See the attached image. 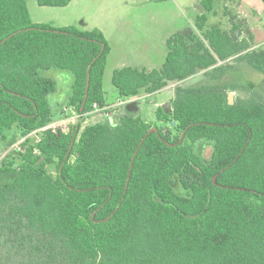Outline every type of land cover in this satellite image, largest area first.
<instances>
[{
	"label": "trees",
	"instance_id": "1",
	"mask_svg": "<svg viewBox=\"0 0 264 264\" xmlns=\"http://www.w3.org/2000/svg\"><path fill=\"white\" fill-rule=\"evenodd\" d=\"M219 1L201 0L194 26L169 36L161 67L113 72L121 99L177 83L170 113L83 126L95 105H110L104 32L35 22L27 0H0V144L48 126L0 162V264H264V97L228 83L240 64L264 73V45L233 40L244 29L234 14L230 30L210 23ZM53 68L74 76L79 123L50 125L57 85L42 71ZM200 72L209 81L183 83Z\"/></svg>",
	"mask_w": 264,
	"mask_h": 264
},
{
	"label": "rangeland",
	"instance_id": "2",
	"mask_svg": "<svg viewBox=\"0 0 264 264\" xmlns=\"http://www.w3.org/2000/svg\"><path fill=\"white\" fill-rule=\"evenodd\" d=\"M200 0H73L68 6H41L37 0H27L31 17L36 22L50 23L54 26L74 24L81 29L98 27L104 30L113 44V52L109 58L104 74V89L109 103L116 102L118 91L112 83L113 70L120 64H141L147 66L155 63L163 64L167 52V39L171 34L183 30L195 23L196 16L201 13L196 9ZM235 15V23L244 24L242 37L253 36L252 45H264V0H220L216 4L215 12L209 13L210 23H219L223 28L231 29L234 23L231 15ZM140 66V65H139ZM52 70V71H51ZM42 74L50 76L56 81V90L49 94L48 99L52 107L53 121L59 118L60 108L67 104V91L74 76L64 69L43 70ZM229 82L249 84L255 86V91L264 97V73L248 64H240L237 71H231ZM209 81L205 76H198L193 80H186L188 86H199ZM234 97H247L251 89L230 90ZM175 95V88L171 85L154 93L142 92L139 96L126 104L128 107L112 106L110 112L104 116L91 117L87 115L82 121L86 126L97 122L107 121L112 117L118 121L122 112H128L154 122L157 119L156 111L159 106L169 101ZM111 105V104H110ZM100 109L99 113H102ZM97 113V114H99ZM120 113V114H119ZM95 116V115H94ZM204 147V156L209 158L212 148L209 143ZM9 146V145H8ZM0 144V150L8 147ZM2 160L0 154V162ZM178 176L172 178L175 188L185 195L190 190L180 186Z\"/></svg>",
	"mask_w": 264,
	"mask_h": 264
},
{
	"label": "crops",
	"instance_id": "3",
	"mask_svg": "<svg viewBox=\"0 0 264 264\" xmlns=\"http://www.w3.org/2000/svg\"><path fill=\"white\" fill-rule=\"evenodd\" d=\"M73 1V0H72ZM71 1V2H72ZM71 2L69 3V4H71ZM200 2H201V0H200ZM68 4V5H69ZM67 5V6H68ZM66 7V6H65ZM197 17V16H196ZM36 22V21H35ZM194 21H191L190 22V25L189 26H194V24L195 23H193ZM188 26V27H189ZM225 30H228V29H226V28H224ZM230 30V29H229ZM103 32H104V34H105V36H106V38H107V40H108V42H109V44H110V47H111V51H110V53H109V56H108V60H107V66H108V61H109V58H110V56H111V54H112V52H113V44L110 42V40H109V37H108V35L106 34V32L104 31V30H102ZM255 47H259V46H255ZM166 55H167V52H166ZM166 55H165V58H166ZM164 61H165V59H164ZM164 63V62H163ZM121 66H116L115 68H114V70L115 69H117V68H121V67H124V66H135V67H147V66H143V65H141V64H134V65H128V64H120ZM140 65V66H139ZM107 66H106V68H107ZM162 65H160V66H157L155 63H150L149 65H148V67L147 68H149V69H152V68H158V67H161ZM114 70H113V72H114ZM52 71V70H51ZM203 73L204 72H200V73H198V74H196V75H194V76H192V77H190V78H188L187 80H193L194 78H196V77H198V76H204L203 75ZM207 78V77H206ZM73 81H74V79H72V81H71V84L69 85V91H67V104H66V106L63 104L62 105V108H60V114H59V118L57 119V120H55V122L53 121V123H60L61 125H63V126H67L68 124H70V122H73V114H72V112H68V111H66L65 110V107H67V105H68V100H69V97H70V94H71V88H72V84H73ZM186 82V80L183 82V83H185ZM179 83V82H178ZM169 85H171V86H173L174 88L176 87V85H177V83H171V84H169ZM168 85V86H169ZM166 88V87H165ZM174 97H175V95H174ZM174 97H172L171 99H173ZM136 97H133V98H130V99H121V98H119V97H117V103L116 102H111L110 104L111 105H109V106H107V108H105V109H103V111H102V113H99V109H96V110H94L93 112H91L89 115H91V117H97V116H104V113H105V111L106 112H110L109 111V108L110 107H112V106H118V108L119 107H121V109H119V111H121L122 110V107L124 108V107H128V105L126 104L127 102H129V101H131L132 99H135ZM170 99V100H171ZM169 100V101H170ZM120 101L122 102V103H120ZM123 111V110H122ZM97 113H99V114H97ZM120 114V113H119ZM122 114L124 115V114H129V115H135V114H130V113H128V112H122ZM95 115V116H94ZM111 121H114V119L112 118V117H108ZM209 146V145H208Z\"/></svg>",
	"mask_w": 264,
	"mask_h": 264
},
{
	"label": "built area",
	"instance_id": "4",
	"mask_svg": "<svg viewBox=\"0 0 264 264\" xmlns=\"http://www.w3.org/2000/svg\"><path fill=\"white\" fill-rule=\"evenodd\" d=\"M120 103H122L120 101ZM100 108L95 105V110ZM65 110L68 112H72V116H73V122L70 123H79L81 118H82V113H79L74 107L67 105V107H65ZM90 113H88L89 115ZM60 123H51L50 125H57ZM48 126H44V127H40L37 128L27 134L24 135H19L17 140L12 143L11 145H9L8 147H6L3 150H0V154L1 157L3 158L4 156H6L8 153L12 152V151H22L24 148V143L27 141H30L31 143H38L42 140V135H43V131L44 129H46ZM34 152H38V150L36 149Z\"/></svg>",
	"mask_w": 264,
	"mask_h": 264
},
{
	"label": "water",
	"instance_id": "5",
	"mask_svg": "<svg viewBox=\"0 0 264 264\" xmlns=\"http://www.w3.org/2000/svg\"><path fill=\"white\" fill-rule=\"evenodd\" d=\"M196 9H197L198 11H200L201 13H203V12L205 11L206 8H205V6L202 4V2H198V3L196 4ZM242 33H243V30L240 28V29H237L236 31H233V32L231 33V36H232V38H233L234 41H237ZM228 97H229V103H230V104H233V103L235 102L234 93L230 91V92L228 93ZM162 107H163V109H164V111H165L166 113H170V112L172 111V104H171L170 101H167L166 103H164V104L162 105ZM151 130H152V129H151Z\"/></svg>",
	"mask_w": 264,
	"mask_h": 264
}]
</instances>
